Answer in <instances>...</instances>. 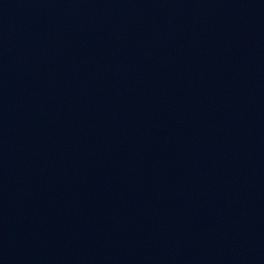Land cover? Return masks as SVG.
Masks as SVG:
<instances>
[{"label": "water", "instance_id": "obj_1", "mask_svg": "<svg viewBox=\"0 0 264 264\" xmlns=\"http://www.w3.org/2000/svg\"><path fill=\"white\" fill-rule=\"evenodd\" d=\"M0 264H264V0H172L0 89Z\"/></svg>", "mask_w": 264, "mask_h": 264}]
</instances>
